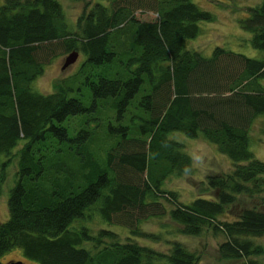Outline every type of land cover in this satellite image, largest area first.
<instances>
[{
	"label": "trees",
	"instance_id": "1",
	"mask_svg": "<svg viewBox=\"0 0 264 264\" xmlns=\"http://www.w3.org/2000/svg\"><path fill=\"white\" fill-rule=\"evenodd\" d=\"M105 1L78 18L77 30L69 29L58 0L0 3V167L7 162L1 154L9 159L22 142L8 217L0 222V255L19 246L35 264H153L162 257L169 264L197 263L196 252L179 241L165 254L133 235L122 241L110 228L93 234L75 225L94 206L105 221L133 234H143L138 221L149 215L168 214L186 234L211 228L225 236L223 256L255 264L250 257L261 246L252 238L264 234V210L251 206L231 219L221 216L238 193L264 190V160L249 147V126L264 113V56L222 46L205 56L187 48L198 21L213 19L193 0ZM138 8L156 15L137 17ZM238 23L264 51V0L247 6ZM54 40L65 51L84 53L76 73L83 79L77 86L76 75L63 79L55 91L42 93L30 83L42 72L43 45ZM223 54L237 62L226 72L228 83L219 80ZM83 86L91 92L89 105L69 95ZM173 131L201 135L232 160L226 173L206 176L215 197L184 202L163 187L168 175L193 165ZM101 134L113 139L98 143Z\"/></svg>",
	"mask_w": 264,
	"mask_h": 264
},
{
	"label": "rangeland",
	"instance_id": "2",
	"mask_svg": "<svg viewBox=\"0 0 264 264\" xmlns=\"http://www.w3.org/2000/svg\"><path fill=\"white\" fill-rule=\"evenodd\" d=\"M3 0H0L2 3ZM64 9L65 18L69 29L77 30L78 18L93 5L95 1L106 3L105 0H58ZM201 8L209 10L212 15V20H199L198 25L200 30L198 34L187 40L186 46L189 49L198 50L202 55L208 56L212 53L216 46H222L225 49L243 53L247 56L261 58L264 56V51L255 48L250 43L251 33L248 30L240 27L238 16L245 15L247 6L260 3L262 0H193ZM135 15L140 18L150 19L156 13L148 8H138ZM47 44V43H44ZM41 60L43 63L42 72L31 81L33 90L49 93L57 89L58 84L63 79L74 78L81 62L85 59L83 52L78 53L76 60L67 67L62 68V63L65 56L70 51H65L61 40H54L48 45H43ZM40 51V52H41ZM39 52V55H40ZM222 67L225 72L221 79L222 82L228 81L227 71L237 69V62H233L227 54L221 56ZM82 75H76L75 85L77 86ZM70 80V79H69ZM68 80V81H69ZM264 85V80L261 79ZM228 83V82H227ZM209 97H217L220 94L206 92ZM205 93V94H206ZM139 94V93H138ZM71 96L79 97L86 105L91 102V92L88 87L83 86L81 90L74 89L70 92ZM71 124L77 126V119L71 120ZM103 126H101V130ZM249 147L254 155L264 160V113L254 117L249 126ZM179 139L184 150L188 152L193 159L192 169L189 172L168 175L163 180V187L173 189L177 192L178 198L181 201L189 202L197 196L215 197V189L210 188L206 184V176L209 174H223L230 170L232 160L224 153L218 150L216 143L209 141L201 135L190 137L180 131L170 133ZM101 139L98 143L107 142L108 139H113L109 136L106 139L105 135L101 134ZM21 141L18 145L12 148V153L9 159L3 153L1 159L7 160L6 164L0 167V175L4 174V179L0 184V222L8 217L7 199L11 187L16 178L17 170V151L21 146ZM163 199V198H162ZM167 207L171 206L169 200L163 199ZM258 207L264 210V190L257 192H240L236 195L233 203L226 206L225 213L221 218L231 219L244 207ZM84 219L75 221V225L84 224L89 227V230L95 234L101 227H106L118 233L120 240L125 241L128 235H133L136 241L140 244L152 246L165 254L170 252L172 243L179 241L190 250H193L198 255L196 264H241L248 260L246 257L231 258L222 255L219 249L220 243L224 240L223 233H214L211 228H204L200 234L192 235L179 232L176 222H174L168 214L161 216H146L141 217L138 221L140 230L143 234H133L128 226L117 221L107 222L99 214L98 210L93 206L86 211ZM253 243L260 245L261 250L251 254L255 264H264V234L252 238ZM88 246H92V242H84ZM11 259H23L27 264H35L36 260L27 258L23 254V250L19 246H14L6 250L0 255V264H5ZM153 264H169L165 257L155 259Z\"/></svg>",
	"mask_w": 264,
	"mask_h": 264
},
{
	"label": "water",
	"instance_id": "3",
	"mask_svg": "<svg viewBox=\"0 0 264 264\" xmlns=\"http://www.w3.org/2000/svg\"><path fill=\"white\" fill-rule=\"evenodd\" d=\"M77 55H78L77 50L70 51L64 58V61L62 63V68H65L70 63L74 62L75 59L77 58ZM5 264H27V263L25 260H22V259H12L6 262Z\"/></svg>",
	"mask_w": 264,
	"mask_h": 264
}]
</instances>
